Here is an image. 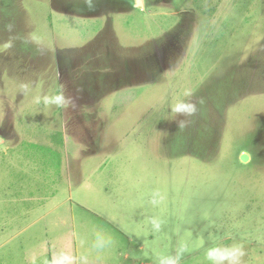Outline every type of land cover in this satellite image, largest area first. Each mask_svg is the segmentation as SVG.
Returning a JSON list of instances; mask_svg holds the SVG:
<instances>
[{"label":"rangeland","instance_id":"374dc122","mask_svg":"<svg viewBox=\"0 0 264 264\" xmlns=\"http://www.w3.org/2000/svg\"><path fill=\"white\" fill-rule=\"evenodd\" d=\"M92 3L0 0V46L36 40L0 52V264H157L181 242V264L234 242L264 264V0ZM62 90L75 109L34 103ZM186 91L204 103L180 130Z\"/></svg>","mask_w":264,"mask_h":264},{"label":"clouds","instance_id":"9594fccd","mask_svg":"<svg viewBox=\"0 0 264 264\" xmlns=\"http://www.w3.org/2000/svg\"><path fill=\"white\" fill-rule=\"evenodd\" d=\"M89 5L90 10H94V4L92 0H86ZM4 28L9 32H14L15 24L9 22L4 25ZM19 40L24 45H31L36 43L34 37L31 36H21L20 34H15L9 38L8 41L4 42L0 46V52H6L15 47V42ZM37 52L41 55L44 54L45 49L37 45ZM20 90L23 94L28 95L31 92V85L27 82H22L20 84ZM187 100L178 99L177 102L172 106L171 111L173 112V120L176 122L178 129H186L191 123V117L196 116L199 111V105L204 103L203 98L199 100L192 99L193 93L191 91H186L184 93ZM44 103L46 106L55 105L58 108H73L75 109L77 105V97L67 95L65 91H60L59 93L53 95H45L43 97L37 95L34 97V103L40 104ZM165 199L164 195L157 191L154 194L152 203L154 205H159ZM153 228L156 231H160L162 227V221L159 218L153 217L151 220ZM111 236L105 235L103 231H97L95 233L94 247L97 249H103L113 243ZM204 241H200V246L203 247ZM189 246L187 242H181L177 247L174 254H157V264H181V261L185 253L189 252ZM61 256H67V253H60ZM246 255L245 245L242 242H234L232 244L218 243L206 250V259L210 264H243V258ZM68 259H73L70 256ZM77 264H89L88 258L82 256L79 258Z\"/></svg>","mask_w":264,"mask_h":264},{"label":"crops","instance_id":"0c3cea01","mask_svg":"<svg viewBox=\"0 0 264 264\" xmlns=\"http://www.w3.org/2000/svg\"><path fill=\"white\" fill-rule=\"evenodd\" d=\"M140 264H149L148 262H140Z\"/></svg>","mask_w":264,"mask_h":264},{"label":"water","instance_id":"95a60500","mask_svg":"<svg viewBox=\"0 0 264 264\" xmlns=\"http://www.w3.org/2000/svg\"><path fill=\"white\" fill-rule=\"evenodd\" d=\"M246 158V155H242V159L244 160Z\"/></svg>","mask_w":264,"mask_h":264}]
</instances>
